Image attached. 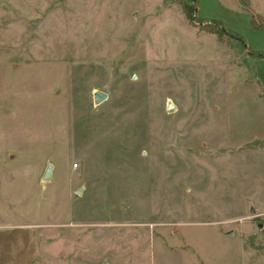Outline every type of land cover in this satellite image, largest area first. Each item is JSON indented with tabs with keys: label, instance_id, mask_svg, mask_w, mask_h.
<instances>
[{
	"label": "rangeland",
	"instance_id": "374dc122",
	"mask_svg": "<svg viewBox=\"0 0 264 264\" xmlns=\"http://www.w3.org/2000/svg\"><path fill=\"white\" fill-rule=\"evenodd\" d=\"M193 2L264 52L237 2ZM259 209L264 57L177 0H0V264H264Z\"/></svg>",
	"mask_w": 264,
	"mask_h": 264
},
{
	"label": "trees",
	"instance_id": "16d2710c",
	"mask_svg": "<svg viewBox=\"0 0 264 264\" xmlns=\"http://www.w3.org/2000/svg\"><path fill=\"white\" fill-rule=\"evenodd\" d=\"M191 1V3H186L184 0H177V4L180 12L184 14L186 21L192 24V26L197 27L198 31L213 35L218 41L227 45H230L232 41H237L241 44V51L243 53L260 58L264 57V52L258 53L250 50L240 36L226 31L220 21L206 20L204 18L197 17L196 13H194V2L193 0ZM235 2H237L238 7L240 6V9L249 14L250 23L255 29L264 28V16L255 13V11L251 9L248 0H235Z\"/></svg>",
	"mask_w": 264,
	"mask_h": 264
},
{
	"label": "crops",
	"instance_id": "0c3cea01",
	"mask_svg": "<svg viewBox=\"0 0 264 264\" xmlns=\"http://www.w3.org/2000/svg\"><path fill=\"white\" fill-rule=\"evenodd\" d=\"M233 2H234V4H233V6H236V8H237V4L235 3V0H232ZM249 1V0H248ZM258 207V206H257ZM259 211H261L262 213V215H264V209H259ZM263 221H264V219H263ZM247 222V221H246ZM247 225H251L252 223L251 222H248V223H246ZM257 227H258V230H259V233H255V234H251V235H249V238H255L256 240L255 241H257L258 240V238H259V234L262 232L261 230H263L264 229V222H261V224H258L257 225ZM221 235L222 236H231V235H233V230H227L226 232H225V234L223 235L222 233H221ZM258 242V241H257Z\"/></svg>",
	"mask_w": 264,
	"mask_h": 264
},
{
	"label": "water",
	"instance_id": "95a60500",
	"mask_svg": "<svg viewBox=\"0 0 264 264\" xmlns=\"http://www.w3.org/2000/svg\"><path fill=\"white\" fill-rule=\"evenodd\" d=\"M93 98L95 102H100L105 98V95L102 93H97L95 92L93 94ZM49 169H50V165L46 166V169L43 171V175H42V179H47V177L49 176Z\"/></svg>",
	"mask_w": 264,
	"mask_h": 264
},
{
	"label": "bare ground",
	"instance_id": "6f19581e",
	"mask_svg": "<svg viewBox=\"0 0 264 264\" xmlns=\"http://www.w3.org/2000/svg\"><path fill=\"white\" fill-rule=\"evenodd\" d=\"M167 104L170 106V104H171V103H170V102H168Z\"/></svg>",
	"mask_w": 264,
	"mask_h": 264
}]
</instances>
